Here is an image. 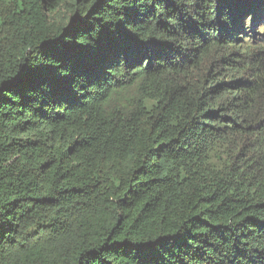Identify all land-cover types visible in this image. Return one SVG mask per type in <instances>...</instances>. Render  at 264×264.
<instances>
[{"label":"trees","instance_id":"1","mask_svg":"<svg viewBox=\"0 0 264 264\" xmlns=\"http://www.w3.org/2000/svg\"><path fill=\"white\" fill-rule=\"evenodd\" d=\"M0 264H264V0H0Z\"/></svg>","mask_w":264,"mask_h":264}]
</instances>
